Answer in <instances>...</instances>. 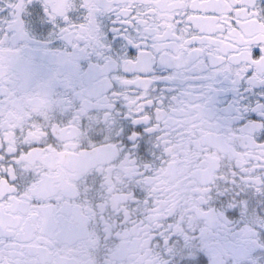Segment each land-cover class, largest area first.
I'll return each mask as SVG.
<instances>
[{
	"label": "snow or ice",
	"instance_id": "1",
	"mask_svg": "<svg viewBox=\"0 0 264 264\" xmlns=\"http://www.w3.org/2000/svg\"><path fill=\"white\" fill-rule=\"evenodd\" d=\"M0 264H264V0H0Z\"/></svg>",
	"mask_w": 264,
	"mask_h": 264
}]
</instances>
